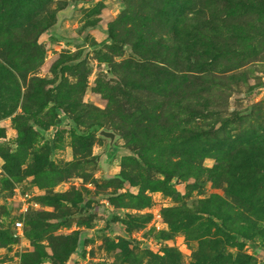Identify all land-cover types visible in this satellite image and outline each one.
Listing matches in <instances>:
<instances>
[{
	"label": "rangeland",
	"instance_id": "1",
	"mask_svg": "<svg viewBox=\"0 0 264 264\" xmlns=\"http://www.w3.org/2000/svg\"><path fill=\"white\" fill-rule=\"evenodd\" d=\"M0 264H264V0H0Z\"/></svg>",
	"mask_w": 264,
	"mask_h": 264
},
{
	"label": "built area",
	"instance_id": "2",
	"mask_svg": "<svg viewBox=\"0 0 264 264\" xmlns=\"http://www.w3.org/2000/svg\"><path fill=\"white\" fill-rule=\"evenodd\" d=\"M21 226V223H17V227H20Z\"/></svg>",
	"mask_w": 264,
	"mask_h": 264
}]
</instances>
